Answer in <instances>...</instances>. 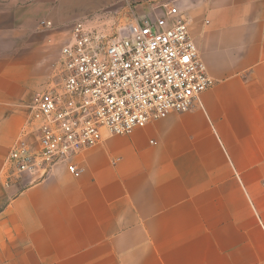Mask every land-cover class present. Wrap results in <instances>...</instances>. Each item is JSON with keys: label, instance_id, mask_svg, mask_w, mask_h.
Segmentation results:
<instances>
[{"label": "crops", "instance_id": "1", "mask_svg": "<svg viewBox=\"0 0 264 264\" xmlns=\"http://www.w3.org/2000/svg\"><path fill=\"white\" fill-rule=\"evenodd\" d=\"M171 7L214 79L195 106L105 134L74 157L79 176L12 177L73 23ZM0 264H264V0H0Z\"/></svg>", "mask_w": 264, "mask_h": 264}, {"label": "built area", "instance_id": "2", "mask_svg": "<svg viewBox=\"0 0 264 264\" xmlns=\"http://www.w3.org/2000/svg\"><path fill=\"white\" fill-rule=\"evenodd\" d=\"M100 18L76 20L61 49L58 73L29 104L30 115L9 156L11 174L46 179L108 135L192 109L214 84L188 22L171 7L163 16L130 23L117 35ZM50 24V23H48Z\"/></svg>", "mask_w": 264, "mask_h": 264}, {"label": "rangeland", "instance_id": "3", "mask_svg": "<svg viewBox=\"0 0 264 264\" xmlns=\"http://www.w3.org/2000/svg\"><path fill=\"white\" fill-rule=\"evenodd\" d=\"M120 29H123V31H126V29H127V25H122V26H111V28L110 29H108V31H107V33L108 34H110L111 36H113V35H117V33L119 32L118 30H120ZM58 61H59V59L53 64V70H52V73H51V75H50V77H49V80H48V82L45 84V87L41 90V91H43V90H45L46 89V87L49 85V83H50V81L52 80V75L54 74V73H58V69H57V64H58ZM30 109V108H29ZM29 115H30V112H29ZM29 115H28V117H29ZM27 117V118H28ZM27 120V119H26ZM26 122V121H25ZM25 125V124H24ZM13 170H12V167H9V172H10V175L12 176V177H14L15 178V176H13L12 174H11V172H12ZM25 175V174H24ZM24 175H22L21 177H18V178H23V176Z\"/></svg>", "mask_w": 264, "mask_h": 264}]
</instances>
